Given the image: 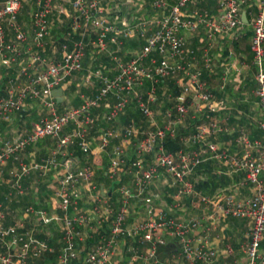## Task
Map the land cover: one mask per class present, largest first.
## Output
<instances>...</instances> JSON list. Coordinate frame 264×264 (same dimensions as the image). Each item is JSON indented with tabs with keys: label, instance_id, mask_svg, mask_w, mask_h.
I'll use <instances>...</instances> for the list:
<instances>
[{
	"label": "built area",
	"instance_id": "obj_1",
	"mask_svg": "<svg viewBox=\"0 0 264 264\" xmlns=\"http://www.w3.org/2000/svg\"><path fill=\"white\" fill-rule=\"evenodd\" d=\"M204 1L143 0L146 17L119 25L118 14H114L118 10L109 11L103 0H0V66L6 77L0 120L10 122L28 99H38L47 110L23 135L0 137V174L7 161L13 163L6 171L8 192L0 200V264H38L45 253H54L48 242L53 223H59L61 233L55 240L59 246L56 264H213L218 251L209 233L221 217L248 221L239 245L244 264H264V136L251 138L244 127L221 124L214 115L219 109L216 95L204 76L214 71L209 53L212 42L220 36H239L240 13L251 0H211L215 12L201 8ZM243 11L245 16L251 15L249 50L259 104L255 126L264 134V0H258L254 13ZM65 16L64 27L55 31ZM199 27L206 42L198 57L188 48L186 34ZM133 35L142 44L128 57L110 50V45L121 48ZM56 46L60 57H55L59 52ZM48 48L53 49V57L47 54ZM88 49L108 52L113 73H105V67L89 71L98 85L96 90L81 93L77 105L58 111L50 91L57 87L63 90L74 74L83 72ZM224 80L225 76L220 89ZM164 93L167 98L159 97ZM100 105L106 111L93 113ZM129 105L141 113L144 126H110L99 135L101 148L110 139L122 140L112 145L105 169L109 178L124 180L115 189L117 197L112 201L107 189L100 186L102 194L91 182L90 164L78 166L73 160L74 166L62 172L59 156L73 144L89 152L87 127L98 121L113 123ZM197 112L205 122L195 123L188 134L179 133L184 119H195ZM69 123L75 128L62 134ZM228 132H233V137L227 145L235 148H218L209 140L215 133ZM45 137L55 139L48 155L30 162L19 158L22 150ZM167 138L178 140L180 147L173 152L165 150L163 142ZM124 142L131 146L130 151ZM207 152L221 161L227 172L243 174L221 196L200 193L190 178L197 164L207 159ZM50 170L56 181L52 191L56 211L49 213L28 204L17 215L11 212L8 204L13 194L21 196L27 190H37L23 185V180L31 172L44 175ZM159 181L173 189L169 201L153 191ZM240 187L249 194H239ZM83 189L89 192V206L80 208ZM184 200L202 214L173 217L170 210L184 209ZM139 201L143 203V216L129 223L130 206ZM32 217L38 219L37 225ZM205 219L211 224H204ZM194 230L200 232L195 235ZM167 236L175 238L178 248L161 261L156 249L167 243ZM122 251L126 258L120 257Z\"/></svg>",
	"mask_w": 264,
	"mask_h": 264
},
{
	"label": "crops",
	"instance_id": "obj_2",
	"mask_svg": "<svg viewBox=\"0 0 264 264\" xmlns=\"http://www.w3.org/2000/svg\"><path fill=\"white\" fill-rule=\"evenodd\" d=\"M208 1H211V0L204 1V2L200 3L199 6L201 7L202 6L201 4H203L207 7H209ZM211 2L214 4V7L206 8V9L211 10L210 12H215L216 11V5H215L214 1H211ZM257 2H258V0H251L250 3L247 5V8L242 9L240 16H241L242 12H244L243 10H245V9L247 12H248V10H251V13H254L255 10L257 9ZM137 12L138 13H136V14H138V16L137 17L134 16L133 21L131 20V21H127V22L133 23V22L137 21L138 19L146 17L143 10L141 11V9L138 8ZM115 13L118 14V20H116V21L119 25L127 23L125 20L126 19L125 18L126 17L125 11L122 12V11L118 10V11H114V14ZM121 13H123V14H121ZM65 17L67 18V16H65ZM246 19H247V22L246 23L242 22V25L238 27V34H239L238 37L230 38L229 36H220V37H216V39L212 42L210 49H209V53L213 58V63H214L213 69H214V71L210 75L205 74L204 76L206 77V80L209 83L210 88L214 91V93L216 95V101L218 103L219 109L216 111V113L214 115L221 122V124H224L225 126L230 127V128L234 127L233 125H235L237 127H244L247 129L249 136L251 138H263V136H264L263 132L258 131L256 129V126H255L256 119L258 118V114H259V104L257 101V97L255 95V92H254V89H255L254 78H253L254 68L251 65V52L249 50V42H250V36H251V25H250L251 15L246 13ZM57 37L58 36L56 34V38ZM186 38H187L188 48L194 49L196 56L199 57L200 50L206 42L204 35H203L202 28L199 27V29L197 31H195L194 33L186 34ZM139 43H140V40L137 38L136 35H133V36H131V37H129L123 41V45L121 48L118 49L116 47V45H110V50L111 51L113 50V52H116L120 56L123 55V57L125 58V57L129 56L128 54H130L129 53L130 51H132V50L136 49V47H138ZM48 49L49 50H47V54L53 57L54 56L53 49H51V48H48ZM55 50L59 51L57 46L55 47ZM51 53H52V55H51ZM108 54H109L108 52H97L95 50L93 51L91 49H88L86 52L85 58H84V63H83L84 64V70H83V72H85L86 70L91 71L95 68L105 67L107 72H110V74H112L113 73V68H112L113 64L110 60H109V62H110L109 65H111V66H109L108 68L106 67L107 63H108L106 61L103 63L101 62L102 65L99 64L101 66H98V65L96 66V63L101 59V56L108 57ZM56 56L60 57V51L58 53H56L55 57ZM0 69H2V71H3V68L1 66H0ZM103 70H105V69H103ZM11 71L12 70H10V73H11ZM0 73H1V71H0ZM79 74L78 73L74 74L71 77V79L69 80V82H68L69 84L64 89H68V87H70L71 85H73L74 87L83 85L81 77H79ZM0 76L5 77L4 71L2 74H0ZM223 76H225V80H224L225 83H224L223 88L220 89L219 84H220L221 78ZM93 85L94 86H92V89H90L88 93H92L94 90H96V88L98 86L97 83L95 82ZM66 94H69V92H67ZM66 94H64V93L62 94L63 99H62V102L60 103L62 105L59 107L57 106L58 111H62L67 106L66 105V101H67V95ZM80 94L81 93H78V95H80ZM155 104L156 103L152 104V106L155 107L156 106ZM105 111H106V108L103 105H100L98 108L93 110V113L103 114ZM192 112H194L193 109L190 110V113H192ZM46 113H47V110L45 109V107L42 105V103L38 99L26 100L24 105H23L21 112L14 113L10 122H5V121L0 120V137L1 138H8V137L9 138H15L19 135H23L33 126V124L41 116L45 115ZM122 114H123V112H121L119 114V117H118L119 120H120V116ZM195 114H196L195 119H199V118L201 119V113L200 112H197ZM118 119L116 121H114L113 123H111V122L107 123L105 121H98L95 124H93L92 126L87 127L86 141L89 143L90 149H91V157H90L89 161H91V164H94L96 167H102V165L104 163L103 162L104 161V158H103L104 155H106L107 163H108V159H109L108 153H109L112 145L114 143H118V142L122 141L121 139L113 138V139H110L108 144L105 145L103 148L100 147L99 135L102 134L106 128H108L110 126H116L118 129H121V127L123 126V124H122V126H118L119 124L116 123L118 121ZM187 119H188L187 123H186V121H185V123L183 121L184 126L181 128H186L187 126H190L191 121L195 120V119H191L189 116L186 118V120ZM142 121H143V119H142ZM75 126H76L75 124L69 123L68 125H66L62 129L61 133L65 134V133L69 132L70 130H72L73 128H75ZM192 129H193V127H192ZM190 131L191 130H189L187 132V134ZM232 137H233V132H228L226 134L215 133L213 136L209 137V140L212 142H215L216 145L218 146V148H224V147H229L227 145V140L231 139ZM49 138H51V137H49ZM49 138L47 137V139H46V142L48 144L46 145L45 153H49L52 150V144L50 143V141H48ZM263 142H264V139H263ZM126 143L128 144V142H124L123 145H125ZM70 146L71 145L66 147V149L64 151V155L61 157V159L62 158L67 159V158L71 157L70 155L72 154V150H70L71 149ZM232 148H235V147L232 146L230 149H232ZM26 152H27V158H30V157L32 158L30 161H33V160L37 161L38 159H40V156H42L41 147H39V145L36 144V142L29 145L27 147ZM204 156H208L207 159L211 158V157H209L208 152L206 154H204ZM212 159H214V158H212ZM214 160L221 163V161H219L217 159H214ZM78 163L79 162H77L78 166L82 165L81 163L80 164H78ZM61 164L63 165V163H61ZM223 167L227 171V169L224 165H223ZM64 168H65V166H64ZM64 168H61L60 170L63 172ZM238 173H242V172H238ZM4 174L6 175V173H4ZM53 175H54V173L51 174V178L48 181L49 183H47V185H46V188L49 192V197L47 198V203H50V206L54 207L56 209L55 203L52 201V191H53V188L56 186V181H55ZM126 180H127L128 184L131 183L129 175L127 176ZM30 185H31L30 187H32V186L36 187V185H34L33 182L30 183ZM233 185H231L225 189H217L213 194H217L218 196H221L222 194L228 192V190ZM165 186H167V185H165ZM36 188L38 189V187H36ZM106 188L107 187H105L104 189H106ZM108 189H109V187L107 188V190ZM107 190H106V194H107ZM37 191L38 190H36L34 192H37ZM84 191H86V190H84ZM7 192H8V189H7ZM81 192H83V190H81ZM238 192H239V194H242V195L243 194H249V191L245 187H242V188L240 187L238 189ZM4 195H2V198H0V200L3 199ZM112 195H114V197H111V196L110 197H111V200L114 201V199L117 197V195L114 194V192ZM83 206L88 207L89 204L83 205ZM137 207L142 209V215L137 216V218H136L133 215V213H136V212L138 213V211L133 210V209L137 208ZM192 208L194 209V215H190L188 217L196 216V215L200 216L202 214L201 210L196 209L193 206H192ZM143 211H144V207H143V203L141 201H139L138 203H136L134 205H131L128 216H127V221L129 223H131L133 221H136V220L142 218ZM53 212H55V211H53ZM53 212H51V213H53ZM132 218H133V220H132ZM185 218H187V217H185ZM204 224H211V220L205 219ZM214 225H215V228L213 229V231L218 229L220 232H222V234H216V235L212 234L213 231L212 232L210 231V233H209V236L211 237L212 240H214L216 242V246H217L218 252H217V255L215 258L216 259L215 262H216L217 260H221L222 253L225 252L226 254L229 255L232 252V248L233 247L236 248L237 243H233V245H232V243H229L230 245H227V243H225V241L226 240L229 241V235H240L242 237L244 232L247 229L248 221L245 219L234 218V217H221L215 221ZM59 226H60L59 223L58 224L53 223L51 225V228L54 229L56 227V230H57V227L59 228ZM240 226H242L241 229H240ZM243 230H244V232H243ZM198 232H200V230H194L193 231V233L195 235H197ZM60 234L61 233L59 232V236H60ZM52 239H54V240L57 239L56 237H54L53 233H52ZM167 239H168V241L175 240V238H172L169 236H167ZM221 242H224V247L221 246V248H220ZM78 243L81 244L82 241H78ZM261 247L264 248V245ZM175 251L176 250L171 251L167 256H165L163 259H159V260H161V261L165 260L168 256H170ZM126 256H127V254L123 257L126 258ZM215 262L213 264H216ZM150 264H155V263L152 261V262H150ZM157 264H160V263H157ZM197 264H199V263H197Z\"/></svg>",
	"mask_w": 264,
	"mask_h": 264
},
{
	"label": "trees",
	"instance_id": "obj_3",
	"mask_svg": "<svg viewBox=\"0 0 264 264\" xmlns=\"http://www.w3.org/2000/svg\"><path fill=\"white\" fill-rule=\"evenodd\" d=\"M27 8L28 7L25 6V9H27ZM121 14H123V13H121ZM57 36H59V34ZM140 44H142L141 41H140L138 47L140 46ZM105 61L108 62L107 66H106L107 68L109 66H111V65H109L110 64L109 58L105 57V56H101V59L96 63V66L97 65L101 66L102 63ZM99 64H101V65H99ZM0 71H1L0 74H2L3 73L2 69H0ZM105 72L107 74H110V72H107V70H105ZM5 83H6V77L0 76V97L6 95V84ZM64 90L66 93L67 92L70 93V91L74 90V86L71 85L70 87H68V89H64ZM171 95H174V92H171ZM79 102H80V97L78 94H76L75 97L72 99L70 105H77ZM61 105L62 104H56V106H58V107ZM19 112H21V110ZM142 119H143V117L141 116V113L136 109V107L134 105L127 106L126 109L123 111V114L120 116V120H121L123 125H127V124L131 123V124H134L138 127H141L144 125ZM199 122L200 123L205 122V119L202 117L201 119L199 118V119L192 120L190 126H187L186 128H179L178 132L187 134V132L189 130H192L193 125L195 123H199ZM46 139H47V137L41 138L38 140V142H36V144H38L39 147H41L42 157L49 154V153H45L46 145L48 144L46 142ZM163 145H164L165 150L173 152L177 148L180 147V142L178 140H170L169 138H167L163 142ZM70 147H71L70 150H72V154L70 156L73 158H76L77 162H80L81 164H84V163H88V164L90 163L91 164V161H89V159L91 157V149L89 152H84V151L80 150L76 146V144H73ZM103 158H104V161H103L104 163H103L102 167H96L94 164H92L93 171H92L91 182L93 184H95L98 188L100 186L104 187V183L107 182V179L105 176L106 175L105 169H106V165H107L106 155H104ZM59 159H61V156H59ZM60 167L64 168V166L61 163H60ZM51 174L52 173L49 171L44 175H40V177L35 181L34 184L36 185V187H38V189H37L38 191L34 192L33 189L29 190V191L32 190V192H34L31 194V199L29 201L23 202L22 198H16V199L12 200V202H14V201H18V202L13 204V205H11V203H10V205L8 204L11 212H14L15 215L18 214V212H19L18 210L20 209V208H16L18 206V204H22L21 207H23L24 205L32 204L36 209L44 208V209L48 210L49 213L56 211V209L54 207L50 206V203H47V198L49 197V192L46 188V185L51 178ZM6 176L8 177L7 173H6ZM241 177H242V173L227 172L220 162H218L212 158L205 159L204 161L198 163L197 166L194 168L192 174L190 175L194 189L199 191L200 193L207 194V195L213 194L217 189H225V188L233 185ZM107 185L109 188L111 187L110 196L114 197V195H112L114 184L111 182V183H108ZM164 187H165V190L160 195L162 198H166L167 201H169L170 198L168 195H170L173 192V189L170 188L169 186H164ZM0 198H2L1 194H0ZM184 201L188 207H192L189 203V200H184ZM9 202H11V199H9ZM26 226H29V225L26 224ZM40 237H41V235H40ZM48 242L50 245L53 246L54 253L53 252L45 253V255H43L41 258H39L38 264H56V253L58 251L59 246L57 245L55 240L52 238H49ZM263 245H264V241L261 243V246H263ZM177 248H178L177 242L175 240H171V241H168L167 243H165L164 245L158 246L156 249V255L159 259H163L171 251L177 250Z\"/></svg>",
	"mask_w": 264,
	"mask_h": 264
},
{
	"label": "rangeland",
	"instance_id": "obj_4",
	"mask_svg": "<svg viewBox=\"0 0 264 264\" xmlns=\"http://www.w3.org/2000/svg\"><path fill=\"white\" fill-rule=\"evenodd\" d=\"M105 3H106V8L109 10V11H113V10H120V11H125L126 13V22L127 21H133V17L135 16V17H137L138 16V14H136V13H138L137 12V10H138V8L139 9H141V11L143 10V8H144V6H145V4L143 3V0H103ZM209 3H208V6L209 7H207V6H205V5H203V4H201L202 6V8L204 9V8H211V7H214V4L211 2V1H208ZM65 5H67V3H65ZM140 14V13H139ZM112 15V14H111ZM110 15V16H111ZM141 15V14H140ZM148 15H149V13H148ZM150 15H151V13H150ZM128 17V18H127ZM113 18V17H112ZM66 21H67V18L66 17H62L61 18V22H58V24H56L57 25V27L55 28V31H59L60 29H62V27H64V25H65V23H66ZM54 28V27H53ZM53 30V29H52ZM136 48H138V47H136ZM128 55H130V54H128ZM122 58H124L123 57V55L121 56ZM126 58V57H125ZM89 75H90V73H89V71H85V72H81L80 74H79V77H81V80H82V82H83V85H81V86H75L74 87V90L73 91H70V93L69 94H66V92H65V90H63V93L64 94H66L67 95V101H66V105L68 106V105H70L71 104V101H72V99L75 97V95L76 94H78V93H84V94H87L88 92H89V90L90 89H92V86H94L93 84L95 83L94 81H93V79H91V77H89ZM254 85H255V81H254ZM88 87V88H87ZM160 96H162L163 97V99L164 98H167L166 97V94L164 93V94H159V97ZM155 109H157V107L155 108ZM158 113V111L156 110V114ZM188 117V116H187ZM186 117V118H187ZM186 118H185V120H184V123H185V121H186V123H187V121H188V119L186 120ZM116 123H118L119 125L118 126H122V122H121V120H119L118 119V121L116 122ZM234 126V128L236 129L237 128V126H235V125H233ZM179 128H181V127H179ZM179 128H178V130H179ZM246 129V128H245ZM246 131H247V129H246ZM9 138V137H8ZM49 138V137H48ZM48 141H50V143L52 144V149L55 147V139H53V138H49L48 139ZM125 147H126V149L128 150V151H130V146H129V144H125L124 145ZM26 150H27V148H25L24 150H22L20 153H19V158L21 159V160H23V161H25V162H30V160L32 159L31 157L30 158H27V152H26ZM42 156H40V158H41ZM60 160V159H59ZM78 164H80V162L78 163ZM90 164V163H89ZM13 166V163H12V161L11 160H9V161H7L6 162V164L5 165H3L2 166V169H3V173L2 174H0V194L1 195H4V194H7L6 192H7V189L9 188V184H10V181H9V179H8V177L4 174V173H6L5 171H7L10 167H12ZM80 166V165H79ZM90 167H91V170L93 171V167H92V164H90ZM47 172H49V171H47ZM46 172V173H47ZM50 172H51V170H50ZM45 173V174H46ZM106 176V179H107V182L106 183H104V188L105 187H107L108 188V183H113L114 184V187H113V192H114V194H116L115 193V189H117L118 187H120L121 186V184L124 182V180L123 181H121L120 180V178H118V177H113V178H109L107 175H105ZM40 177V175H38V173L37 172H31L29 175H28V177L23 181V185H26V186H31L30 185V183H35V181L38 179ZM127 181V180H126ZM49 183V182H48ZM33 185V184H32ZM35 185V184H34ZM107 185V186H106ZM165 184L163 183V182H161V181H159V182H157L155 185H154V189H153V191L155 192V193H158V194H162V192H164V190H165ZM33 187V186H32ZM106 188V189H107ZM85 189H83V192H81V199H80V204H79V206H81L80 208H83V207H85V206H83V205H88V203H87V199H88V193L89 192H87V190L86 191H84ZM113 192H112V194H113ZM33 192H32V190L31 191H29V190H27V192L24 194V195H15V194H13L12 195V198H11V202H9V205H10V203H11V205H13V204H15V203H17L18 201H14V202H12V200H14V199H16V198H22L23 199V202H27V201H29L30 199H31V194H32ZM18 200V199H17ZM21 206H22V204H18V206L16 207V208H21ZM133 210H136V211H138V213L136 212V213H133V215L137 218V216H140V215H142V209H140L139 207H137V208H134ZM170 214L173 216V217H188V216H190V215H194V209L192 208V207H188V206H185V208L184 209H180V210H170ZM31 221H33V223L34 224H38V219L37 218H35V217H32L31 219H30ZM132 220H133V218H132ZM131 221V220H130ZM242 228V226H240V229ZM59 228H57V230H56V227L54 228V229H52V233H53V235H54V237H56V238H58L59 237V230H58ZM213 231V230H212ZM211 231V232H212ZM243 232H244V230H243ZM213 235H216V234H222V232H220L218 229L217 230H214L213 231V233H212ZM58 236V237H57ZM227 236V235H226ZM241 236L240 235H229V241H225V243H227V245H230L229 243H232V245H233V243H237V246H236V248H234L233 246V248H232V252L228 255V254H226L225 252L224 253H222V258H221V260H217L215 263L216 264H244V257H243V255H242V253L240 252V247H239V245H240V242L242 241V237L240 238ZM221 246L222 247H224V242H221L220 243V248H221ZM228 248V247H227ZM122 250V249H121ZM124 255H123V251H122V254H120V257H123ZM47 262V261H46ZM57 262V261H56ZM48 263V262H47Z\"/></svg>",
	"mask_w": 264,
	"mask_h": 264
},
{
	"label": "water",
	"instance_id": "obj_5",
	"mask_svg": "<svg viewBox=\"0 0 264 264\" xmlns=\"http://www.w3.org/2000/svg\"><path fill=\"white\" fill-rule=\"evenodd\" d=\"M241 19H242V22H245V23L247 22L244 12H242L241 14ZM62 94H63V90L61 87L54 88L50 91V95L54 98L56 104H60L62 102V99H63ZM73 160H77V159L73 157H70L67 159L62 158L60 159V162L63 163L65 168H72L74 166ZM100 190L102 194H105L104 191L102 190V187H100ZM110 191H111V187L107 190L108 195L110 194Z\"/></svg>",
	"mask_w": 264,
	"mask_h": 264
}]
</instances>
